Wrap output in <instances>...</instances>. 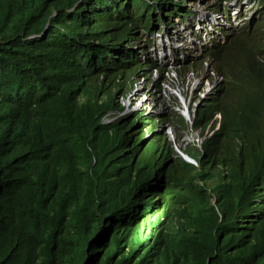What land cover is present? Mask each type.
I'll list each match as a JSON object with an SVG mask.
<instances>
[{
  "label": "trees",
  "instance_id": "1",
  "mask_svg": "<svg viewBox=\"0 0 264 264\" xmlns=\"http://www.w3.org/2000/svg\"><path fill=\"white\" fill-rule=\"evenodd\" d=\"M181 1L0 0V264H264V16L205 48L222 81L191 124L119 114Z\"/></svg>",
  "mask_w": 264,
  "mask_h": 264
},
{
  "label": "rangeland",
  "instance_id": "2",
  "mask_svg": "<svg viewBox=\"0 0 264 264\" xmlns=\"http://www.w3.org/2000/svg\"><path fill=\"white\" fill-rule=\"evenodd\" d=\"M215 1L216 0H190V2L188 3V7H191L195 12L193 15H188L185 16L184 19H180L175 13L173 15L171 14L167 16H164V13H162V17L167 19L168 21L164 22L161 18H157V20H155L157 22H155L156 28L153 29V35L147 34L145 36L147 40H151L152 44L151 46L148 45L147 52L144 53L142 58L145 62H148L150 61L148 57L151 56V61H157L158 65H162V67L165 68H162L160 72L162 74L164 70V76H166L167 78V81L165 83L167 84L163 85L162 88V84H160L159 79L161 76L159 75L160 73L158 72L157 75L155 73V69L153 70L151 68L154 73L152 76H148L147 78L146 76H144L145 78H140L136 89L132 93L130 92L127 98H123L121 96L119 97L120 101H123L125 102V104H127L128 112L134 110L136 107L143 106L147 109L151 108V112L158 114L164 113L165 115H170L171 117L173 116V118L177 120V115H182L184 117L183 109L188 108V112L190 113L193 107L196 108L203 105L202 101H197V95L192 91L197 83H199L200 81H204L208 84L209 88L219 86V83L222 81L219 74H217L213 69L210 68L209 61H205L201 65L200 62H198L200 59H197L198 56L195 53L196 44L191 45L187 43L188 41H190L189 36H191V38L194 40V36L197 34V31H200V29L202 28V26L198 25L197 23V16L198 14H200V9L196 7L193 2L197 5L201 3L203 5V9H205V6L206 8H209L211 10H222L223 13L229 10L228 5L225 4V1H223L219 6H216L218 3H216ZM231 3L233 4L234 0H232L229 4ZM239 4L240 1H237L235 3L236 9L239 8ZM184 9L185 1L183 0L179 5V14H182ZM231 9L233 10V8ZM215 13H217L218 15L223 14L218 12ZM263 16L264 14L260 12L257 14L256 19H258L259 21ZM261 21H263V19ZM213 25L216 28L217 22ZM247 26L248 22L243 24L241 27L246 29ZM209 27L211 26L209 25ZM191 31H194L195 33L193 34V36L191 34ZM142 34L144 35V32ZM185 43H187L188 45H185ZM213 44L214 42L211 41V45ZM189 61L193 63L195 69L191 68L190 71L182 70L183 66ZM172 70L177 74V78L171 79ZM138 73L139 71L137 66H134L133 70L130 71L129 80ZM189 78L196 79V81L193 83V86H189V88H186V86L183 87L182 85ZM143 79L145 80L144 84H142ZM133 81L134 80L132 79V81H130V84H132ZM151 83H159L160 92L158 91V88L153 86ZM108 117L106 118V120L117 118V116L112 114L110 115V118ZM126 118L127 117H123L119 120L124 121V119ZM188 119L189 117L185 118V121L187 123L189 121ZM174 124L177 125L176 123ZM206 124L207 123H204V126H206ZM169 128L172 130V133L169 134L170 137L172 135L175 141H177L178 139L183 144H187L188 142L192 143V141L195 140L198 135L201 136V134L199 133L201 132V130L195 131L190 127L184 129L181 126H177L179 135H176L173 126Z\"/></svg>",
  "mask_w": 264,
  "mask_h": 264
},
{
  "label": "built area",
  "instance_id": "3",
  "mask_svg": "<svg viewBox=\"0 0 264 264\" xmlns=\"http://www.w3.org/2000/svg\"><path fill=\"white\" fill-rule=\"evenodd\" d=\"M247 1V4L246 5H250V7L252 8L253 11H256L257 9L261 8L262 7V0H246ZM213 16H214V13L212 12H209V11H206V10H201L200 11V14H198L197 16V23L198 25L202 26V28L200 29V31L196 30L197 31V34L194 36V40L190 37V41H188L187 43L188 44H191V45H194L196 44V54L198 55L200 52L203 51L204 49V45H211V41H215V40H224L225 37H224V34L220 31H218L217 29L215 28H212L211 26V21H213ZM233 21L236 23L238 22L237 20V15H235V17L233 18ZM209 25L211 27H209ZM222 25H226V26H229L230 23L228 21H224L222 23ZM193 32V33H192ZM191 34L193 36L194 31H192ZM199 34V35H198ZM187 43H185V45H188ZM207 62L209 61L210 64H211V58L210 57H207L204 62ZM210 68L212 69L211 65H210ZM217 73V72H216ZM218 74V73H217ZM171 79L172 78H177V74L175 73V71L172 70L171 72ZM220 76V75H219ZM221 79H222V76H220ZM141 78H145L144 76L141 77ZM167 78L164 79V81H162V88H163V85L167 84L165 83L167 80ZM143 81H145L143 79ZM196 81V79H188L182 86L186 88H189V86H193V83ZM169 87V86H167ZM217 87H208V84L204 81H200L199 83H197L194 88L192 89V91L197 95V101L200 102V101H203L205 97H208L209 95L211 94H216V89ZM204 93V94H203ZM203 94V95H202ZM198 107L191 109L190 113L188 112V108L186 109H183V113H184V116L187 118L189 117V124L192 123L194 117H195V114H196V110H197ZM219 119L220 118V114L219 113H216L213 117V120L214 119ZM190 126V125H189ZM171 127V126H169ZM167 127V131H168V134H171L172 133V130ZM192 130H194L192 127H190ZM195 131H199V130H195ZM209 131V133H208ZM212 131H210V128L208 127L207 128V131L202 133V132H199L201 134L198 135L196 137L195 140L192 141L193 144L197 145V146H201L202 143L204 142V140H206L210 134H211ZM172 136V135H171ZM189 144V142L187 143Z\"/></svg>",
  "mask_w": 264,
  "mask_h": 264
},
{
  "label": "clouds",
  "instance_id": "4",
  "mask_svg": "<svg viewBox=\"0 0 264 264\" xmlns=\"http://www.w3.org/2000/svg\"><path fill=\"white\" fill-rule=\"evenodd\" d=\"M185 1V9H189L191 12H193V13H191V14H189V15H193L195 12L193 11V9L191 8V7H188V3L190 2V0H184ZM223 1H225V4H227L228 5V11L227 12H222V10H215V9H209V8H206L205 6H204V8L205 9H203V5L201 4V3H199V5H197V4H195L194 2H193V4L196 6V7H198L200 10L199 11H201V10H206V11H209V12H212V13H214V16H213V21H211V26H212V28H215L214 27V23H216L217 22V27L215 28V29H217L218 31H220V32H222L223 34H224V37H225V39L224 40H215V41H213L214 43H224L226 40H227V36H228V33H233V32H237L239 29H242L243 27H241L243 24H245L246 22H250V20L253 18V17H257V14L258 13H263L262 11L264 10V0H262V7L261 8H259V9H257L256 11H253L252 10V8L250 7V5H246L247 4V1L245 0V2H244V0H234V3L232 4H229L232 0H223ZM237 1H240V4H239V8L238 9H236L235 8V3L237 2ZM231 8H233V10L231 9ZM244 8V9H243ZM241 9H243V10H241ZM215 12H218V13H223V14H220V15H218L217 13H215ZM240 13V14H239ZM235 15H237V20H238V22H234L233 21V18L235 17ZM188 16V15H187ZM179 18V17H178ZM181 19V18H180ZM224 21H228L229 23H230V25L229 26H226V25H222V23L224 22ZM241 27V28H240ZM47 30V27H46V29H45V31ZM192 32V31H191ZM153 33H154V31L152 32V33H148V32H146V31H144V35H143V40H147L146 38H145V36L147 35V34H152L153 35ZM193 33V32H192ZM146 43H148V44H143V45H141V48L143 47V48H146V49H148L147 47H148V45H150L151 46V44H152V42H151V40L149 39V40H147L146 41ZM263 45H264V41H263ZM213 45H204V49H203V51L202 52H200L197 56H198V58L197 59H199L200 57H201V55H203V53L205 52V48L206 47H212ZM141 48H139V50L141 49ZM145 52H147V50L146 51H142V50H140V53H141V58L143 57V55H144V53ZM150 57L151 56H149L148 58L150 59ZM207 58V57H206ZM143 59V58H142ZM151 59H152V57H151ZM151 59H150V61H151ZM261 60L264 62V56L261 58ZM152 62H156L157 63V61H152ZM158 64V63H157ZM211 65V64H210ZM158 71H159V69L157 68V72L155 71V73L157 74L158 73ZM189 71H190V69H189ZM149 73H150V68H149V71H148ZM163 73H164V71H163ZM154 74V73H153ZM153 74H151L150 76H152ZM158 75V74H157ZM143 76H145V75H141L139 78H138V80L135 82V85H134V89L132 90V92L136 89V87H137V84H138V82L140 81V78L141 77H143ZM148 76H146V78H147ZM166 78V76H163V79H160V84L162 83V81L164 80ZM142 84H144V81H143V83ZM131 92V93H132ZM130 94V93H129ZM126 106H127V104H126ZM141 107H143V106H141ZM125 112H128V106H127V108H126V111H124V112H121V113H119V114H123V113H125ZM184 114V113H183ZM116 116V115H115ZM185 117V116H184ZM186 118V117H185ZM189 123V122H188ZM189 125V124H188ZM171 139L172 140H174V142H175V139L171 136ZM175 147H176V149L180 152V150L181 149H179V147L177 146V144L175 143ZM186 154V153H185ZM188 155V154H187ZM196 162V161H195Z\"/></svg>",
  "mask_w": 264,
  "mask_h": 264
},
{
  "label": "water",
  "instance_id": "5",
  "mask_svg": "<svg viewBox=\"0 0 264 264\" xmlns=\"http://www.w3.org/2000/svg\"><path fill=\"white\" fill-rule=\"evenodd\" d=\"M180 152L187 160L195 162V160L192 157H190L189 155L185 154L182 150H180Z\"/></svg>",
  "mask_w": 264,
  "mask_h": 264
}]
</instances>
